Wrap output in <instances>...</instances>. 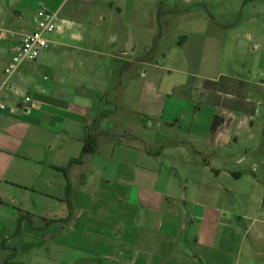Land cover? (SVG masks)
I'll list each match as a JSON object with an SVG mask.
<instances>
[{"label":"crops","instance_id":"crops-1","mask_svg":"<svg viewBox=\"0 0 264 264\" xmlns=\"http://www.w3.org/2000/svg\"><path fill=\"white\" fill-rule=\"evenodd\" d=\"M201 1L203 4L211 2ZM172 4L170 0H70L66 4L64 0H37V6L18 7L14 12L17 21L14 29L20 31L24 27L21 33H14L18 37L4 45L5 34L0 35V84L5 80V68L14 48L25 34L36 30L37 13L41 8L58 13L59 22L58 30L50 36V48L35 66L37 70L45 69L47 83L38 89L36 96L30 97L31 103H25L14 82L11 91L3 97L6 109L0 110V189L6 182L8 186L3 189V195L0 194V202L15 198L11 195L16 191L14 188L33 190L62 206L66 204L67 188L58 195L48 189L42 191L43 185H31L30 177L39 171L28 164L31 161L37 166L47 160L49 152L61 147L65 131L71 134L72 143H82V150L85 139L94 140L98 147L95 154L83 155L81 151L77 157L67 156L72 211L71 221L66 226L80 241L87 238L91 247L87 253L113 264H264V225L258 227L255 221L247 224L246 217L225 209L223 188L207 183L209 176L204 169L210 168L217 176L221 174L210 159V155L217 157L222 146L213 143L212 138L220 131L207 136L203 146H196L198 158L192 162L197 169H203L200 173L203 179L197 181L193 189L186 185L192 180L188 172L182 173L186 181L177 180L182 177L174 162L168 163V169L174 171L165 175L163 171L168 169L160 164L153 149L140 148L134 141H120L106 126L107 119L105 125L97 126H90L93 121H88L92 108L85 99L89 95L85 96L88 91L80 87L94 81L92 68L96 62L90 55L100 48L118 52L110 55L111 62L106 65L121 68V77L125 79L123 86L139 88L135 99L140 100L145 94L143 67L154 64L159 38L163 34L170 35L174 24L180 26L179 19H190L191 25L186 27L188 33L185 35L177 31L172 43L195 48L197 43L192 39H198L203 67L205 62L218 58V55L211 57L208 52L212 40L220 38L222 33L217 17L197 13L183 16ZM208 18L211 20H206ZM60 68H69L75 83L72 92L78 103L72 102V112L66 105L63 92L66 81L60 77ZM147 84L149 95L158 96L154 82ZM132 97L128 92L121 96L123 99ZM210 106L217 108L219 105ZM68 111L75 116L83 112V125L65 126L63 115ZM190 144L189 140H180L176 147ZM78 159L80 163L76 162ZM63 164L61 161L53 166L62 168ZM87 174L93 180L83 184ZM54 183L49 181L47 185L52 188ZM58 225L63 223H54L45 234L52 232L54 227L59 229ZM24 226L22 223V228ZM62 232L64 226L59 234Z\"/></svg>","mask_w":264,"mask_h":264},{"label":"rangeland","instance_id":"rangeland-1","mask_svg":"<svg viewBox=\"0 0 264 264\" xmlns=\"http://www.w3.org/2000/svg\"><path fill=\"white\" fill-rule=\"evenodd\" d=\"M170 1L182 11L183 16L185 13H197L217 17L216 21L222 33L220 38L212 40L208 52L211 57L218 55V58L205 62L203 67L198 39H192L193 43H197L195 48L174 45L172 42L177 31L185 35L188 33L186 27L191 25L190 19H179L180 26L174 24L170 35L163 34L159 38L154 64L143 67L145 94L140 100L135 99L139 88L128 87V84L123 86L125 79L121 77V68L106 65L111 62L110 55L118 52L100 48L90 55L91 60L96 62L92 68L95 73L94 81L91 80L92 83L87 85L81 84L80 87L81 90L86 88L88 91V94L84 95H89L85 101L92 108V115L88 119L93 121L90 126L100 123L105 125L107 119L106 126L119 136L120 141H134L140 148L153 149L154 155L166 169L169 162H174L177 168L179 167V177H182L177 180H185L182 173L188 172L192 180L186 185L194 189L198 185L196 182L203 179L200 174L203 169H197V165L192 162L198 158L195 155L196 146H203L206 137H210L214 117H222L225 122L218 130L220 133L217 137H212L213 143L218 142L222 146L217 157L210 155L213 167L219 169L221 174L217 176L210 168L204 169L208 174L206 176H209L207 183L214 184L219 189L223 188L222 206L225 209L246 217L247 224L255 221L256 226H263L264 0H206V4L201 0H193L191 4L178 0ZM27 4L37 6V0H27L23 3L17 0H0V35L5 34L3 45L17 38L14 33L19 35L24 28L15 31L17 21L14 12L19 10L18 7ZM178 27L180 29H176ZM205 53L206 50L203 54ZM39 60H28L21 64L9 80V92L14 82L23 100L27 96L32 98L37 95L38 89L47 83L44 81L45 69L37 70L35 67L40 63ZM60 69V77L66 81L63 84L66 105L72 112V102L78 103L72 92L75 83L69 68ZM206 78L222 83L216 88ZM149 81L156 85L158 96H155V93L152 97L149 95ZM188 83L192 86L189 94L191 98L179 96L178 89ZM124 92L131 93L134 97L123 99L121 96ZM215 102L219 106L211 107L210 104ZM69 111L63 115L65 126L83 125V112H80V116H75L69 114ZM78 117L80 119H77ZM88 121L86 123H89ZM70 135L69 132H62L61 147L49 152L47 160L39 162L37 166L31 161L28 163L34 170L36 168L39 171V174L30 177L32 186L34 183L37 187L43 185L42 191L48 189L58 195L65 192L68 182L71 183L67 172L70 167L67 156L77 157L82 151V143H72ZM48 138L52 139L50 135ZM180 140H189L191 144L177 148L176 142ZM61 161L64 167L53 166L61 164ZM173 171L168 169L163 173L169 175ZM91 180L93 179L87 174L83 184ZM49 181L55 182L52 188L47 185ZM7 186V182L1 185V195ZM12 189L16 190L11 194L15 198L3 199L0 202V219L3 225L0 228V264H113L112 261L87 253L91 248L87 238L82 241L76 238L77 236L67 229V223L58 225L59 229L54 227L52 232L45 234V220L65 218L69 213L67 204L62 206L33 190ZM21 219L24 220L25 226L18 233L17 222ZM63 226L64 232L60 235Z\"/></svg>","mask_w":264,"mask_h":264},{"label":"built area","instance_id":"built-area-1","mask_svg":"<svg viewBox=\"0 0 264 264\" xmlns=\"http://www.w3.org/2000/svg\"><path fill=\"white\" fill-rule=\"evenodd\" d=\"M70 0H64L66 4ZM38 24L35 31L24 35L20 44L14 48L10 63L5 68V80L0 84V110H5L3 97L9 93V79L19 70L25 61H37L50 48V36L58 30L59 14L42 7L37 13ZM25 103H31L30 97H25Z\"/></svg>","mask_w":264,"mask_h":264},{"label":"trees","instance_id":"trees-1","mask_svg":"<svg viewBox=\"0 0 264 264\" xmlns=\"http://www.w3.org/2000/svg\"><path fill=\"white\" fill-rule=\"evenodd\" d=\"M222 80L224 79V77L221 78ZM220 79V80H221ZM208 82V81H207ZM210 83H212L214 86H216V88L222 83H217V82H211L209 81ZM191 89H192V86L190 83L187 84V86H183L182 88L178 89V95L179 96H183L185 98H191L190 97V93H191ZM216 103V102H215ZM218 104V103H216ZM219 105V104H218ZM98 121V120H97ZM224 119L218 115H216L214 117V120H213V123H212V127H211V133L212 134H215L220 128L221 126L224 124ZM83 150H82V154L83 155H86V154H95L97 152V144L95 143L94 140H89V139H85L83 141ZM76 162H79L80 163V159H78ZM205 165L209 167L208 163L205 162ZM234 176H236L235 174H233ZM71 186H70V183L68 182V186H67V191H66V198H65V203L67 204L68 206V211H69V214L67 215L66 218H64L63 220H60V221H57V220H52V219H46V224H45V227L43 230L45 231H48L50 230L51 226L56 223V222H62V223H69L71 221V211H72V207H71ZM24 222V220H20L19 223H18V233L21 232L22 230V223Z\"/></svg>","mask_w":264,"mask_h":264}]
</instances>
